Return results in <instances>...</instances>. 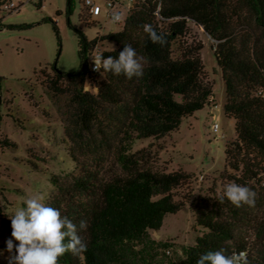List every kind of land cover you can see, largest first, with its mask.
Here are the masks:
<instances>
[{
    "label": "trees",
    "instance_id": "16d2710c",
    "mask_svg": "<svg viewBox=\"0 0 264 264\" xmlns=\"http://www.w3.org/2000/svg\"><path fill=\"white\" fill-rule=\"evenodd\" d=\"M71 7L72 0H67L66 22L77 38L78 68L65 72L54 64L39 71L41 86L62 113L74 163V171L63 180L51 175L54 189L45 203L72 220L87 244L86 251L68 252L58 264H197L202 254L220 249L227 255L244 250L249 264H264V187L259 185L264 176V97L258 94L264 92V0H134L119 30L92 39L70 23ZM89 17L85 8L78 15L87 26ZM188 22L214 41L225 95L223 114L233 119L235 137L225 141L217 190L214 185L209 198L199 196L196 201L195 224L202 233L171 259V243L151 239L148 231L158 230L166 214L183 207L173 191L193 175L153 169L150 144L134 152L129 149L135 140H159L177 131L182 119L211 101L212 87L202 78V45L182 41ZM146 24L165 35V46L149 39ZM52 28L59 41L55 23ZM103 41L113 45L103 49L105 57L118 58L130 44L143 58V76L128 79L101 70L91 76H102L94 92L87 90L86 59ZM15 145L0 136L1 148ZM112 145L117 173L104 175L99 155L91 161L79 158ZM229 183L255 191V206L236 207L226 197L221 199ZM81 220L87 221L86 230H79Z\"/></svg>",
    "mask_w": 264,
    "mask_h": 264
},
{
    "label": "rangeland",
    "instance_id": "374dc122",
    "mask_svg": "<svg viewBox=\"0 0 264 264\" xmlns=\"http://www.w3.org/2000/svg\"><path fill=\"white\" fill-rule=\"evenodd\" d=\"M99 8L97 15H90L89 26L78 19L84 7L81 0H72L69 21L80 29L87 39L96 35L117 31L120 24L108 17L105 0H93ZM124 4L134 0H121ZM12 2L19 9H0V136H6L16 145L0 147V264H8L6 241L11 238V221L8 218L21 204L33 195L49 198L53 184L51 175L63 180L74 171L70 158L73 148L64 135L62 113L54 105L50 95L40 84V69L52 65L60 71L77 70V38L66 22L67 0H0V4ZM56 24L59 41L52 28ZM7 25L19 27L7 28ZM25 25V26H23ZM185 45L201 44L199 51L203 71L202 78L212 87L210 103L182 119L177 131L162 139L135 140L130 152L147 147L152 155V168L171 172L183 170L192 173L190 181L173 191L175 201L183 207L174 214H166L158 230H149L151 239L169 241L171 259L181 255V246L191 245L203 228L195 224V205L201 197L210 196V188L217 190L219 173L224 168V144L235 137L234 121L223 114L225 100L220 71L213 56L214 41L203 30L187 23V33L182 38ZM100 49L113 45L103 41ZM173 56H177L175 46ZM86 79L85 88L94 92L95 81ZM63 102V98L60 99ZM219 126L212 132V124ZM94 154V153H93ZM103 159L104 175L117 173L114 145L101 148L98 154L85 153L79 158L91 161L93 156ZM34 165V166H33ZM14 243H18L15 242ZM14 254V253H13ZM164 262L166 259L163 260Z\"/></svg>",
    "mask_w": 264,
    "mask_h": 264
},
{
    "label": "clouds",
    "instance_id": "9594fccd",
    "mask_svg": "<svg viewBox=\"0 0 264 264\" xmlns=\"http://www.w3.org/2000/svg\"><path fill=\"white\" fill-rule=\"evenodd\" d=\"M121 19L120 14H114V23ZM143 28L154 44H167L165 35L158 33L151 24ZM91 58L94 71L103 70L117 76L123 74L128 79L143 76V58L130 44L124 45L118 58L103 54ZM256 196V192L247 186L229 183L221 199L226 197L236 207H252L255 206ZM44 200L42 195H33L24 201L25 207L17 208L8 216L12 229L11 238L6 241L10 254L8 264H58L59 258L68 252L76 255L87 250L86 242L78 234L77 225ZM87 226V221L81 220L79 230H86ZM197 264H249L248 253L241 251L227 255L224 249L209 251L200 256Z\"/></svg>",
    "mask_w": 264,
    "mask_h": 264
},
{
    "label": "built area",
    "instance_id": "2783aa9c",
    "mask_svg": "<svg viewBox=\"0 0 264 264\" xmlns=\"http://www.w3.org/2000/svg\"><path fill=\"white\" fill-rule=\"evenodd\" d=\"M106 1V7L108 9L107 17L113 22V16L114 14H120L122 19L119 22H115L116 24H122L125 14L128 11L131 3L124 4L121 0H105ZM83 7L87 10V13L89 15H97L99 13V8L95 5L93 0H83ZM0 9L6 10V11H15L19 9V5L16 6L12 2H4L0 4ZM114 23V22H113ZM100 43V42H99ZM97 43L90 54L87 56L86 63L88 70L90 72V76L87 78L88 80L91 79V76L97 73V71H94V64L92 61L93 56L97 54H102L103 49H100L98 47ZM258 94L262 95L264 97V92L259 91ZM219 129V126L216 122L212 124V132L217 133ZM259 185L261 187H264V176L259 177ZM244 250L236 251V253H239Z\"/></svg>",
    "mask_w": 264,
    "mask_h": 264
}]
</instances>
